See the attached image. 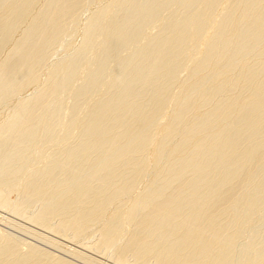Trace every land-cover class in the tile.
<instances>
[{
    "label": "bare ground",
    "instance_id": "obj_1",
    "mask_svg": "<svg viewBox=\"0 0 264 264\" xmlns=\"http://www.w3.org/2000/svg\"><path fill=\"white\" fill-rule=\"evenodd\" d=\"M0 217V264H264V0H0Z\"/></svg>",
    "mask_w": 264,
    "mask_h": 264
},
{
    "label": "rangeland",
    "instance_id": "obj_2",
    "mask_svg": "<svg viewBox=\"0 0 264 264\" xmlns=\"http://www.w3.org/2000/svg\"><path fill=\"white\" fill-rule=\"evenodd\" d=\"M1 219H2V218L0 217V230H1V231H4L3 229H5V231L7 230V231L12 232L13 234L15 233V235L21 236V238H25V239H27V240L29 239L30 242H34V243L38 244V246H39V242H37V241H38L37 239H35L34 237H31V236L25 234L24 232H20V231L16 230V229H18V228H16V227H13V226H12V228H11V225H10V224H8L5 220H3V219L1 220ZM4 222L7 223V224L5 225ZM12 229H13V230H12ZM22 233H24V234L22 235ZM24 235H25V236L27 235V236L25 237ZM30 238H31V239H30ZM29 240H28V241H29ZM36 240H37V241H36ZM40 245H41V246H44V249H47V248H48V247L45 246L44 244H41V243H40ZM41 246H40V247H41ZM48 249L51 250V251L54 252V253H55V252L58 253V251H55V250L53 251V249H51V248H48ZM56 253H55V254H56ZM63 253H64V252H63ZM60 254H61V255H60ZM58 255H59V256H63V257H64V256H65V257L67 256V255H64V254H62V253H60V252L58 253ZM66 258L69 259V260L72 259L71 257H66ZM72 260H73V259H72ZM73 261H74V260H73Z\"/></svg>",
    "mask_w": 264,
    "mask_h": 264
}]
</instances>
